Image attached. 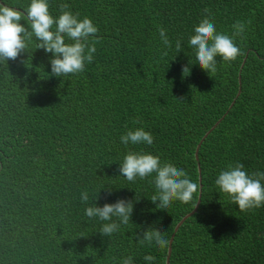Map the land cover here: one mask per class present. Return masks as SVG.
<instances>
[{"label":"trees","instance_id":"16d2710c","mask_svg":"<svg viewBox=\"0 0 264 264\" xmlns=\"http://www.w3.org/2000/svg\"><path fill=\"white\" fill-rule=\"evenodd\" d=\"M60 4L89 17L99 41L84 71L65 77L50 75L52 53L36 48L35 37L16 60L0 61V264H122L128 256L149 264L146 255L165 264L168 247L141 245L137 235L154 227L169 240L199 190L169 264H264V205L241 211L215 184L237 162L248 174L264 172V0H49L54 18ZM209 15L229 36L234 23H245L234 38L241 54L230 62L217 57L214 73L199 66L188 43ZM225 111L196 159L200 139ZM138 127L153 135L152 145L121 143ZM129 150L183 168L201 184L192 201L157 208L155 173L135 182L120 175ZM121 198L133 203L129 223L102 235L110 221L88 218L86 207Z\"/></svg>","mask_w":264,"mask_h":264},{"label":"clouds","instance_id":"9594fccd","mask_svg":"<svg viewBox=\"0 0 264 264\" xmlns=\"http://www.w3.org/2000/svg\"><path fill=\"white\" fill-rule=\"evenodd\" d=\"M59 7L60 15L54 18L49 12V0H30L25 8L6 3L0 4V61L16 60L21 53L28 51V44L35 37L38 41L36 48L52 53L50 75L65 77L83 72L85 63H91L96 52V43L99 41V37L96 36L98 27L87 16L79 19V14H73L69 10V5L60 4ZM204 12L210 13V9L205 8ZM22 20L26 21L29 27L22 24ZM232 27L234 32L231 36L217 32L210 15L205 16L194 27L195 34L190 37L188 43L196 50V60L202 69L214 73L217 57L230 62L241 54L234 38L242 36L245 23L237 21ZM158 31L163 45L171 48L172 44L166 30L160 27ZM176 48L179 52L180 41H177ZM163 55H167V52ZM189 71V66L183 68L184 73ZM120 140L126 146L129 143L152 145L153 135L144 128L138 127L128 130ZM243 169V163L229 164L226 169L220 171L215 184L238 205L241 211L247 212L264 205V183H262L264 172L248 174ZM119 172L129 182H135L137 177L143 180L155 173L153 183L157 192L151 200L159 209H167L174 200L185 204L191 202L199 188L197 183L189 179L183 168L171 163L162 164L159 156L150 152L129 150L120 163ZM81 200L82 202L89 200L87 192L81 194ZM132 211V201L121 198L103 206H98L96 203L88 206L85 215L90 219L98 217L101 221H110L103 224L99 230L102 235L110 236L119 230L121 224L129 223ZM113 217L119 222L113 220ZM162 233L157 228L149 227L142 236L137 235V241L141 245L155 244L159 248H167L170 241ZM144 260L152 264L155 257L146 255ZM122 264H133L132 257L124 258Z\"/></svg>","mask_w":264,"mask_h":264},{"label":"water","instance_id":"95a60500","mask_svg":"<svg viewBox=\"0 0 264 264\" xmlns=\"http://www.w3.org/2000/svg\"><path fill=\"white\" fill-rule=\"evenodd\" d=\"M0 3L1 4H4L1 0H0ZM244 61H245V59H244ZM243 65H244V62H243V64L241 65V68H240V70H242V67H243ZM238 79V83H239V87H238V91H237V93H236V97L239 95V93H240V89H241V85H240V73L238 74V77H237ZM235 99L236 98H234V100L232 101V103L230 104V106H228V108L230 109L231 108V106L233 105V103H234V101H235ZM225 113H226V111L223 113V115H221L214 123H213V125L204 133V135H203V137L200 139V141H199V143L197 144V146H196V148H195V157H196V159H198V150H199V147H200V145H201V142L203 141V139L206 137V135L213 129V128H215L216 127V125L221 121V119L225 116ZM199 165V164H198ZM197 165V171H198V173H200V168H199V166ZM198 180H199V183H200V174H199V177H198ZM200 185L201 184H199V188H200ZM199 197H200V190H199V192H198V198H197V203H195L196 204V206L194 207L193 206V208L188 212V213H186L177 223H176V225L174 226V229H173V231H172V233H171V235H170V238H169V241H170V243H169V246H168V249H167V255H166V261H165V264H169V261H170V256H171V251H172V242H173V239H174V236H175V233H176V231L178 230V228L180 227V225L182 224V222L188 217V216H190L193 212H195L196 211V209H197V206H198V204H199Z\"/></svg>","mask_w":264,"mask_h":264}]
</instances>
